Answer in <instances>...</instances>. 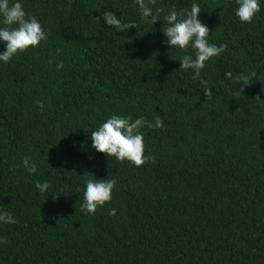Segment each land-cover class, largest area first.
Returning <instances> with one entry per match:
<instances>
[{
  "label": "trees",
  "instance_id": "obj_1",
  "mask_svg": "<svg viewBox=\"0 0 264 264\" xmlns=\"http://www.w3.org/2000/svg\"><path fill=\"white\" fill-rule=\"evenodd\" d=\"M21 2L48 39L0 63V211L17 221L0 224V264H264V4L248 24L235 0H156L165 13L198 3L209 43L226 46L201 84L135 0ZM105 10L138 28L115 31ZM228 71L258 79L243 91ZM112 114L162 117L163 128L141 129L151 162L92 148ZM88 174L117 180L94 216L80 211Z\"/></svg>",
  "mask_w": 264,
  "mask_h": 264
},
{
  "label": "clouds",
  "instance_id": "obj_2",
  "mask_svg": "<svg viewBox=\"0 0 264 264\" xmlns=\"http://www.w3.org/2000/svg\"><path fill=\"white\" fill-rule=\"evenodd\" d=\"M139 16L146 24H155L158 20L164 22L162 34L166 38V45L177 48L184 53L179 59L180 68L184 71H191V78L198 80L201 84L207 82L201 79V74L208 63L219 57L226 46L224 44L209 43L210 33L208 27L201 22V8L198 3L192 2L190 8L183 10L169 9L167 13L162 8H155L156 0H135ZM264 0H235L234 15L241 23H252L261 11ZM104 25L109 26L119 33L138 28L135 22H123L117 17L114 11L105 10L101 13ZM48 39V33L41 23L34 16L29 15L23 8L21 0H0V43L4 50L0 51V63L9 64L20 54L29 48H36ZM194 50L195 55L189 54ZM62 67V65H57ZM227 80L237 83L244 91L246 86H251L256 78V73H241L233 77L232 72L224 73ZM258 79V78H256ZM206 97H212V89L205 88ZM38 108L43 111L44 105L38 103ZM164 127L163 119L155 116L153 121H148L140 116L132 119L128 116L112 114L106 120L99 123L95 130L91 131L90 139L92 148L103 153L107 158L114 157L118 162H129L139 168L152 161V157L145 155L144 132L142 128L158 130ZM23 166L29 174L38 171V165L29 157L23 160ZM117 180L115 178L96 179L88 174L84 182L83 200L80 211L86 215L94 216L98 209H102L113 199V190ZM35 188L40 193H47L52 185L44 180L37 181ZM116 209L112 208L109 215H116ZM15 218L6 211H0V224H15ZM0 238V244L5 243Z\"/></svg>",
  "mask_w": 264,
  "mask_h": 264
}]
</instances>
